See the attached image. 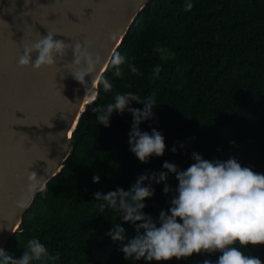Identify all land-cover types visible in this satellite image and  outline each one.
Wrapping results in <instances>:
<instances>
[{"label":"trees","instance_id":"obj_1","mask_svg":"<svg viewBox=\"0 0 264 264\" xmlns=\"http://www.w3.org/2000/svg\"><path fill=\"white\" fill-rule=\"evenodd\" d=\"M188 2L194 7L186 12ZM157 48L165 49L168 59H161ZM116 53L126 57L122 74L116 76L111 63L103 74L101 81L109 80L112 90L105 92L100 81L63 169L36 195L21 230L10 238L5 251L16 258L36 238L51 255L59 254L58 260L44 264H147L126 260L120 242L106 235L115 222L129 238L135 228L110 206L101 212L104 202L94 200L95 192L117 187L128 191L141 174L167 171L162 168L165 161L186 170L195 162L194 152L207 160L236 158L242 166L264 173V0H151ZM157 65L161 72L154 76ZM127 92L142 100L155 96V116L140 128L149 134L153 128L160 131L166 150L148 163L130 151L131 113H114L110 127H105L92 111ZM131 106L144 107L136 102ZM94 175L101 177L99 183L93 182ZM166 183L176 189V174L169 173ZM164 185L154 183L155 194L144 201L143 211L154 219L171 206L173 193L165 194ZM241 250L264 261V245ZM219 255L194 254L164 264H198Z\"/></svg>","mask_w":264,"mask_h":264},{"label":"clouds","instance_id":"obj_2","mask_svg":"<svg viewBox=\"0 0 264 264\" xmlns=\"http://www.w3.org/2000/svg\"><path fill=\"white\" fill-rule=\"evenodd\" d=\"M194 5L186 3L184 10L191 11ZM58 32L48 31L33 43L25 44L19 56L21 67L39 70L57 64V58L64 59L71 48L76 66L71 71L74 78L85 83L86 77L92 76L100 64L99 55L90 50L89 43H66L56 39ZM161 59H168L166 50L157 48ZM33 54L35 58H33ZM126 57L116 53L111 64L115 75L122 74L121 65ZM134 74L139 70L129 65ZM161 72L159 65L153 70L154 76ZM103 90L110 92L113 85L107 79L101 81ZM96 99L93 94L92 102ZM132 102L142 103L143 109L132 107ZM155 96L141 99L133 92L117 93L114 102L92 108L97 114L99 124L110 127L114 113L123 115L125 111L133 116L129 132L130 151L142 163H148L153 155L163 156L166 150L165 137L153 128L151 134L142 131L141 123L154 118ZM183 146V145H181ZM172 152L177 151L174 146ZM194 163L186 170L165 161L162 165L167 171L141 174L130 190L121 187L104 193L95 192L94 200L103 201L99 205L101 212L105 206L117 210L124 222H131L135 235L129 238L122 224L114 226L106 233L114 242H120V251L126 260H144L147 264H164L173 259L181 260L194 254L220 253L215 261L204 259L198 264H264L256 255H246L241 247L264 245V173L255 172L251 167L242 166L236 158L226 161L207 160L199 153H193ZM169 173L176 174L178 187L172 189L166 183ZM27 188L34 191L37 186L36 173L28 174ZM101 177L93 176V182L99 183ZM145 181H148L145 186ZM165 182L163 192L173 193L170 208L161 210L158 219L146 214L145 199L155 194L154 183ZM18 207H26L27 201H17ZM239 245L240 247H238ZM59 254L51 255L47 247L36 238L27 242L26 249L19 258L0 248V264H33V262L56 261Z\"/></svg>","mask_w":264,"mask_h":264},{"label":"water","instance_id":"obj_3","mask_svg":"<svg viewBox=\"0 0 264 264\" xmlns=\"http://www.w3.org/2000/svg\"><path fill=\"white\" fill-rule=\"evenodd\" d=\"M150 1L0 0V248L6 249L36 195L63 169L92 102L87 96L97 98L103 74ZM49 30L66 43L87 41L100 56L84 84L71 73L76 70L71 48L54 66L36 70L18 64L24 45ZM32 172L37 186L29 191ZM21 199L26 207L17 206Z\"/></svg>","mask_w":264,"mask_h":264},{"label":"bare ground","instance_id":"obj_4","mask_svg":"<svg viewBox=\"0 0 264 264\" xmlns=\"http://www.w3.org/2000/svg\"><path fill=\"white\" fill-rule=\"evenodd\" d=\"M121 40V39H120ZM121 42V41H120ZM93 94H95V93H93ZM93 94H89L88 96H87V100H92V96H93Z\"/></svg>","mask_w":264,"mask_h":264}]
</instances>
